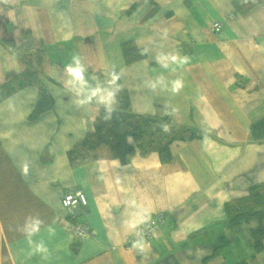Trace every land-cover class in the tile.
Returning a JSON list of instances; mask_svg holds the SVG:
<instances>
[{
  "label": "crops",
  "instance_id": "0c3cea01",
  "mask_svg": "<svg viewBox=\"0 0 264 264\" xmlns=\"http://www.w3.org/2000/svg\"><path fill=\"white\" fill-rule=\"evenodd\" d=\"M126 46L146 56L126 60ZM77 56L84 86L67 72ZM35 69L53 105L32 118L39 88L20 78ZM123 90L134 113L202 137L173 141L172 162L136 151L71 165ZM263 118L264 0H0V264H264V239L256 251L250 236L258 223L231 225L227 211L264 186V142L251 140ZM73 188L86 204L71 220L62 197ZM161 212L160 231L127 248ZM71 222L89 234L77 240Z\"/></svg>",
  "mask_w": 264,
  "mask_h": 264
},
{
  "label": "trees",
  "instance_id": "16d2710c",
  "mask_svg": "<svg viewBox=\"0 0 264 264\" xmlns=\"http://www.w3.org/2000/svg\"><path fill=\"white\" fill-rule=\"evenodd\" d=\"M155 9L153 8L147 16H151ZM144 56L146 52L143 48L126 46L124 49L126 60ZM42 60V54H37V65ZM20 84H33L39 88V99L31 113L32 118L53 105V97L41 81L37 69L22 73ZM116 105L111 111H102L94 121V131L88 133L84 140L73 148L70 154L71 165L79 166L90 160L107 158H118L126 162L127 157L136 151L144 154L158 151L161 161L172 162L176 159L170 149L173 141L187 140L190 137L201 138L203 135L200 130L189 129L170 118L134 113L129 94L125 90L116 93ZM129 137L132 141H129ZM251 140L264 142V118L251 126ZM235 202V205L227 207L229 224L238 226L244 222H257L258 226L251 230L250 236L252 246L256 251H260L264 239V186H254L248 196ZM237 264L248 263L244 260Z\"/></svg>",
  "mask_w": 264,
  "mask_h": 264
},
{
  "label": "built area",
  "instance_id": "2783aa9c",
  "mask_svg": "<svg viewBox=\"0 0 264 264\" xmlns=\"http://www.w3.org/2000/svg\"><path fill=\"white\" fill-rule=\"evenodd\" d=\"M211 27L219 32L223 29V23L220 21L214 22ZM62 203L69 210V216L71 220L77 219L84 213L86 198L84 191L80 188H73L63 194ZM167 215L165 213H158L152 217H148L143 224L138 228L137 232L133 236H129V244L127 247H131L133 244L144 242L153 238L162 227L165 222ZM76 238H83L89 234L88 226L83 224H74Z\"/></svg>",
  "mask_w": 264,
  "mask_h": 264
},
{
  "label": "clouds",
  "instance_id": "9594fccd",
  "mask_svg": "<svg viewBox=\"0 0 264 264\" xmlns=\"http://www.w3.org/2000/svg\"><path fill=\"white\" fill-rule=\"evenodd\" d=\"M178 58L176 56L172 57V60L175 61ZM184 60H180V63H184ZM67 72L68 74L71 76L73 82H79V84L81 86H84L87 84V80L85 79L84 73H85V69L81 64L80 58L74 57L72 60V63L69 64L67 66ZM117 77H113L111 83H115ZM182 87V82L180 80H176L174 81L173 84V92H177L179 91V89ZM102 90L99 88L93 89L91 92L92 96H97ZM115 93L113 91H107V93L105 95H100V102L107 104L108 102H110L113 98H114ZM88 99L90 100L91 97H88ZM81 103H83L84 101H80ZM28 169H27V165H25L24 167V173H27ZM38 221L36 224H33L31 227V231L29 234H31V232H34L36 230H38Z\"/></svg>",
  "mask_w": 264,
  "mask_h": 264
},
{
  "label": "rangeland",
  "instance_id": "374dc122",
  "mask_svg": "<svg viewBox=\"0 0 264 264\" xmlns=\"http://www.w3.org/2000/svg\"><path fill=\"white\" fill-rule=\"evenodd\" d=\"M166 215H167V214H166ZM228 221H229V220H228ZM139 227H140V226H139ZM139 227H138V228H139ZM137 230H138V229H137ZM136 232H137V231H136ZM130 236H131V235H130ZM128 237H129V236H128ZM128 237H127L126 242H125V246H126V247H127V245L129 244V242H127V241L129 240L130 237H129V238H128ZM127 248H129V247H127Z\"/></svg>",
  "mask_w": 264,
  "mask_h": 264
}]
</instances>
